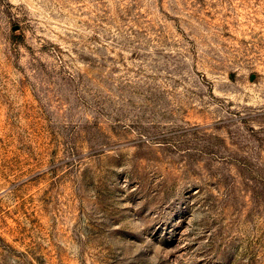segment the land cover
I'll list each match as a JSON object with an SVG mask.
<instances>
[{"label":"rangeland","instance_id":"1","mask_svg":"<svg viewBox=\"0 0 264 264\" xmlns=\"http://www.w3.org/2000/svg\"><path fill=\"white\" fill-rule=\"evenodd\" d=\"M0 264H264V0H0Z\"/></svg>","mask_w":264,"mask_h":264}]
</instances>
